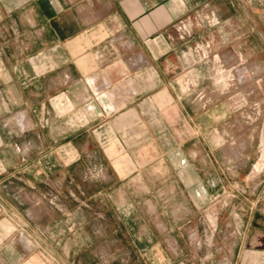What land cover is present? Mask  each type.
I'll list each match as a JSON object with an SVG mask.
<instances>
[{
    "label": "crops",
    "instance_id": "0c3cea01",
    "mask_svg": "<svg viewBox=\"0 0 264 264\" xmlns=\"http://www.w3.org/2000/svg\"><path fill=\"white\" fill-rule=\"evenodd\" d=\"M0 264H264V0H0Z\"/></svg>",
    "mask_w": 264,
    "mask_h": 264
},
{
    "label": "rangeland",
    "instance_id": "374dc122",
    "mask_svg": "<svg viewBox=\"0 0 264 264\" xmlns=\"http://www.w3.org/2000/svg\"><path fill=\"white\" fill-rule=\"evenodd\" d=\"M179 27V26H178ZM186 33V32H185ZM184 31H183V27L181 26L179 28V31H177V35H185ZM205 48V47H204ZM204 50V49H203ZM192 53L194 54H200V55H208L209 54V51H208V48H206V51H200L199 48H197L196 46H192V49H191ZM260 112L256 109V106L253 105L252 109H251V113H250V117H245L246 119H249V118H257L259 116ZM51 196L49 194H42V200L44 202H49ZM29 202V201H28ZM31 202V201H30Z\"/></svg>",
    "mask_w": 264,
    "mask_h": 264
}]
</instances>
